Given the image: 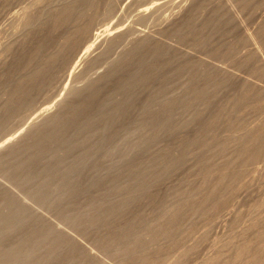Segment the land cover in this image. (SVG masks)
Segmentation results:
<instances>
[{"label":"rangeland","instance_id":"obj_1","mask_svg":"<svg viewBox=\"0 0 264 264\" xmlns=\"http://www.w3.org/2000/svg\"><path fill=\"white\" fill-rule=\"evenodd\" d=\"M263 29L264 0H0V264L223 263L254 240L264 146L237 152L264 137ZM226 164L218 210L186 209L174 243L153 239ZM136 229V256L133 234L104 242Z\"/></svg>","mask_w":264,"mask_h":264},{"label":"bare ground","instance_id":"obj_2","mask_svg":"<svg viewBox=\"0 0 264 264\" xmlns=\"http://www.w3.org/2000/svg\"><path fill=\"white\" fill-rule=\"evenodd\" d=\"M61 9V8H60ZM70 13V11H63L59 16H58V21L59 22H64V21H66V19L68 18V17H70L69 14ZM18 18V17H17ZM38 18V17H37ZM41 19V18H40ZM42 24V23H41ZM264 30V29H263ZM56 42V41H55ZM60 46H62V45H60ZM23 47V46H22ZM53 47V46H52ZM137 49V48H136ZM157 50V49H156ZM159 50V49H158ZM160 51V50H159ZM54 52V51H53ZM143 52V51H142ZM161 52V51H160ZM45 54V53H44ZM133 54V53H132ZM162 54V53H161ZM134 55V54H133ZM135 55H136V53H135ZM146 55V54H145ZM38 57V56H37ZM54 57V56H53ZM132 57V56H131ZM135 57V56H134ZM40 58V57H39ZM146 58H148V57H146ZM165 58V57H164ZM56 59V58H55ZM32 61V60H31ZM51 61V60H50ZM47 62V61H46ZM245 62V61H244ZM218 63V62H217ZM47 64V63H46ZM52 64V63H51ZM148 65V64H147ZM146 65V66H147ZM145 66V65H144ZM169 66V65H168ZM152 67V66H151ZM159 67H161V66H159ZM198 67V66H197ZM195 68V67H194ZM151 69V68H150ZM182 70V69H181ZM196 70V69H195ZM141 71V70H140ZM149 71V70H148ZM44 73H46L45 72V70L43 71ZM48 73V72H47ZM145 74H146V72H145ZM37 76V75H36ZM47 76V75H46ZM193 76V75H192ZM138 77V76H137ZM151 77V76H150ZM155 77V76H154ZM196 77V76H195ZM40 78V77H39ZM141 80V79H140ZM135 82V81H134ZM142 83H143V81H142ZM149 83V82H148ZM136 84H138V82L136 83ZM132 86V85H131ZM138 87V86H137ZM206 87V86H205ZM33 88V87H32ZM96 89V88H95ZM253 89V88H252ZM23 90V89H22ZM25 90V89H24ZM34 90V89H33ZM100 90V89H99ZM251 90V89H250ZM20 91V90H19ZM28 92V91H27ZM97 93V92H96ZM195 93V92H194ZM25 94V93H24ZM23 94V95H24ZM210 94V93H209ZM201 95V94H200ZM209 96V95H208ZM92 98V97H91ZM209 98V97H208ZM247 98V97H246ZM93 99V98H92ZM176 99V98H175ZM190 99V98H189ZM245 99V98H244ZM17 100V99H16ZM174 100V99H173ZM172 100V101H173ZM20 101V100H19ZM95 101V100H94ZM127 101H129V100H127ZM195 102H196V100H195ZM242 102V101H241ZM240 102V103H241ZM127 103V102H126ZM246 103V102H245ZM130 104V103H129ZM237 104V103H236ZM93 105V104H92ZM111 105V104H110ZM144 105V104H143ZM176 105V104H175ZM187 105V104H186ZM257 105H259V104H256V106ZM90 106V105H89ZM101 106H102V104H101ZM116 106V105H115ZM121 106V105H120ZM125 106H126V104H125ZM129 106V105H128ZM160 106V105H159ZM168 106H169V104H168ZM188 106V105H187ZM194 106V105H193ZM119 107V106H118ZM167 107V106H166ZM170 107V106H169ZM105 108H106V106H105ZM108 108V107H107ZM114 108V107H113ZM124 108V107H123ZM149 108V107H148ZM185 108V107H184ZM91 109V108H90ZM101 109V108H100ZM252 109V108H251ZM9 110V109H8ZM132 110V109H131ZM148 110V109H147ZM150 110V109H149ZM166 110V109H165ZM114 111V110H113ZM128 111V110H127ZM86 112V111H85ZM93 112V111H92ZM168 112V111H167ZM87 113V112H86ZM99 113V112H98ZM108 113H109V111H108ZM116 114V113H115ZM151 114V113H150ZM170 113H168V115H169ZM10 115V114H9ZM100 115H101V113H100ZM18 116V115H17ZM126 116V115H125ZM144 116V115H143ZM6 117V116H5ZM89 117V116H88ZM97 117V116H96ZM102 117H103V115H102ZM104 118V117H103ZM105 118H107V116L105 117ZM152 118V117H151ZM141 119V118H140ZM107 120V119H106ZM117 120V119H116ZM127 120V119H126ZM155 120V119H154ZM102 121V120H101ZM3 122V121H2ZM133 122V121H132ZM154 122V121H153ZM158 122V121H157ZM170 122V121H169ZM1 123V122H0ZM92 123V122H91ZM104 123V122H103ZM106 123V122H105ZM152 123V122H151ZM171 123V122H170ZM169 123V124H170ZM132 124V123H131ZM100 125H103V124H100ZM114 125H115V123H114ZM139 125V124H138ZM144 125V124H143ZM95 126H97V125H95ZM133 126V125H132ZM155 126V125H154ZM170 126V125H169ZM48 127V126H47ZM86 127V126H85ZM148 127V126H147ZM172 127V126H171ZM264 127V126H263ZM99 128H100V126H99ZM136 128V127H135ZM50 129V128H49ZM161 129V128H160ZM171 129V128H170ZM262 129V128H261ZM88 130V129H87ZM100 130V129H99ZM147 130V129H146ZM90 131V130H89ZM143 131V130H142ZM145 131V130H144ZM143 131V132H144ZM262 131H263V129H262ZM261 131V132H262ZM45 132H47V131H45ZM105 132V131H104ZM113 132V131H112ZM117 132V131H116ZM115 132V133H116ZM138 132V131H137ZM170 132V131H169ZM94 133V132H93ZM97 133H98V131H97ZM119 133V132H118ZM142 133V132H141ZM39 134V133H38ZM59 134H60V132H59ZM89 134V133H88ZM87 134V135H88ZM117 134V133H116ZM264 134V133H263ZM42 135V134H41ZM46 135V134H45ZM100 135H101V133H100ZM104 135V134H103ZM113 135V134H112ZM141 135V134H140ZM122 136V135H121ZM250 136V135H249ZM43 137V136H42ZM90 138V137H89ZM94 138V137H93ZM115 138V137H114ZM241 138V137H240ZM37 139V138H36ZM43 139V138H42ZM86 139V138H85ZM97 139V138H96ZM102 139V138H101ZM113 139V138H112ZM245 139V138H244ZM247 139V138H246ZM109 140H110V138H109ZM242 140V139H241ZM84 141V140H83ZM98 141V140H97ZM103 141V140H102ZM245 141V140H244ZM111 142V141H110ZM127 142V141H126ZM32 143V142H31ZM86 143V142H85ZM97 143V142H96ZM195 143V142H194ZM224 144H226L225 142H223ZM25 144V143H24ZM28 144H29V142H28ZM37 144V143H36ZM35 144V145H36ZM142 144V143H141ZM140 144V145H141ZM189 144V143H188ZM229 144V143H228ZM193 145V144H192ZM198 145V144H197ZM231 145H233V144H231ZM240 145V144H239ZM28 146V145H27ZM26 146V147H27ZM41 146V145H40ZM227 146V145H226ZM264 146V137L262 136V134H259V133H257V134H254V135H252V136H250V138L249 139H247V141L246 142H243L241 145H240V147L238 148V152H237V155L240 157V158H242V160H244V162H248V161H251V160H253V158H255L257 155H259V153L261 152V150L263 149L262 147ZM19 147H21V146H19ZM19 147H18V151H19ZM32 147V146H31ZM92 147V146H91ZM94 147V146H93ZM104 147V146H103ZM131 147V146H130ZM136 147V146H135ZM221 147H223V146H221ZM225 147V146H224ZM223 147V148H224ZM22 148V147H21ZM30 148V147H29ZM190 148H191V146H190ZM222 148V149H223ZM262 148V149H261ZM24 149V148H23ZM89 149V148H88ZM17 150V149H16ZM219 150H220V148H219ZM226 150V149H225ZM237 150V149H236ZM17 151V152H18ZM21 151H22V149H21ZM37 151V150H36ZM96 151V149L94 150V152ZM110 151V150H109ZM231 151V150H230ZM28 152V151H27ZM32 152V151H31ZM35 152V151H34ZM222 152V151H221ZM227 152H228V150H227ZM15 153H16V151H15ZM43 153V152H42ZM87 153V152H86ZM117 153V152H116ZM46 154V153H45ZM89 154V153H88ZM236 154V153H235ZM21 155H23L22 154V152H21ZM17 156H18V154H17ZM19 156H20V154H19ZM86 156V155H85ZM94 156H95V154H94ZM105 156V155H104ZM183 156V155H182ZM23 157V156H22ZM38 157V156H37ZM184 157V156H183ZM182 157V158H183ZM2 158V157H1ZM14 158V157H13ZM17 158V157H16ZM87 158V157H86ZM94 158V157H93ZM106 158V157H105ZM226 158V156L223 158V159H225ZM259 158V157H258ZM3 159H5V158H3ZM30 159V158H29ZM236 159V158H235ZM13 160H15V159H13ZM122 160V159H121ZM10 161V160H9ZM8 161V162H9ZM11 161H12V159H11ZM21 161V160H20ZM20 161H19V163H20ZM38 161V160H37ZM130 161V160H129ZM169 161V163H173L175 160H173V159H171L170 158V160H168ZM226 161V160H225ZM1 163H3V162H1ZM99 163V162H98ZM229 163H231L230 161H229ZM236 163V162H235ZM18 164V163H17ZM241 164V163H240ZM14 165V164H13ZM12 164H11V166L14 168L15 166H16V164L13 166ZM32 165V164H31ZM230 165L231 164H226V167L224 168V169H221V170H224V171H221L220 173H219V175L217 176V178H216V181H215V183L213 184V186L210 188V190L207 192L206 190V192L207 193H203L204 195L200 198V200H199V202L197 203V204H195V203H193L191 200H187V201H185V203H184V205L182 206V207H180V208H178V209H175L173 212H171L170 214H169V216H167L168 218L166 219V221L164 222V223H162L161 225H159V227H155V226H157V224L155 225V224H152L156 229H150V230H152V232H151V234H152V238L153 239H155V238H157V237H159V236H165V237H168L169 239H170V242L171 243H174V241H175V237H174V235H175V232H176V230L178 229V228H180V226H179V224L181 223L180 221H181V218L184 216V215H186V209H189V210H198V208H200V207H202V204L203 203H205L207 200H213L212 201V204H211V206H212V208H214V209H217L218 210V207H220V205L221 204H223V202L225 201V199L227 198L224 194L223 195H216L217 194V188L219 187L218 185H220L223 181H224V179L225 178H227L226 176H227V173H228V171L230 170ZM235 165V164H234ZM236 165H237V163H236ZM21 166V165H20ZM24 166V165H23ZM213 166V165H212ZM233 166V165H232ZM8 167H10V166H8ZM18 167V166H17ZM26 167V166H25ZM28 167H29V165H28ZM35 167V166H34ZM76 167V166H75ZM214 167V166H213ZM237 167V166H236ZM222 168V167H221ZM234 168V167H233ZM15 169H17V168H15ZM24 169V168H23ZM145 169V168H144ZM207 169V168H206ZM13 170V169H12ZM19 170H20V168H19ZM33 170H34V168H33ZM160 170V169H159ZM235 170V169H234ZM8 171V170H7ZM6 171V172H7ZM231 171V170H230ZM229 171V172H230ZM2 172V171H1ZM18 172V171H17ZM21 172V171H20ZM29 172V171H28ZM32 172V171H31ZM163 171L161 170V172L160 173H158L157 174V176H160V174L162 173ZM216 172V171H215ZM12 173V172H11ZM27 174V173H26ZM154 174V173H153ZM213 174H214V172H213ZM231 174V173H230ZM234 175L235 174H238L237 172H234L233 173ZM7 175V174H6ZM11 175H13V174H11ZM14 175H16L15 173H14ZM207 175V173L205 174V176ZM216 175V174H215ZM3 176V175H2ZM20 176H22V175H20ZM34 176H36V175H34ZM45 176V175H44ZM214 176V175H213ZM231 176V175H230ZM15 178V177H14ZM26 178H27V176H26ZM30 178V177H29ZM160 178H162V177H160ZM8 179V178H7ZM24 179V178H23ZM22 179V180H23ZM106 179V178H105ZM147 179V178H146ZM145 179V180H146ZM150 179V178H149ZM11 180L13 181V179L11 178ZM32 180V179H31ZM27 181V180H26ZM211 181V180H210ZM228 181H229V179H228ZM231 181V180H230ZM246 181V180H245ZM10 182V181H9ZM114 182V181H113ZM146 182V181H145ZM212 182V181H211ZM235 182V181H234ZM142 183V182H141ZM227 183V182H226ZM14 184V183H13ZM73 184V183H72ZM96 184V183H95ZM32 185H33V182H32ZM137 185V184H136ZM205 185H207V184H205ZM14 186V185H13ZM202 186H203V184H202ZM229 186H230V183H229ZM75 187V186H74ZM134 187V186H133ZM140 187V186H139ZM139 187H137V188H139ZM242 187V186H241ZM128 188V187H127ZM220 188V187H219ZM223 188V187H222ZM235 190V189H234ZM37 191V190H36ZM197 191V190H196ZM228 191V190H227ZM232 191V190H231ZM8 192V191H7ZM32 192V191H31ZM201 191H199V193H200ZM223 192V191H222ZM234 192V191H233ZM11 193H12V190H11ZM188 193V192H187ZM6 195H7V193H5ZM230 194V193H229ZM235 194V193H234ZM109 195V194H108ZM200 195V194H199ZM8 196V195H7ZM12 196V195H11ZM26 196V195H25ZM198 196V195H197ZM228 196V195H227ZM231 196V195H230ZM180 197H181V195H180ZM191 197V196H190ZM196 197V196H195ZM199 197V196H198ZM6 198V197H5ZM5 198H4V200H5ZM7 198H9V197H7ZM11 198V197H10ZM26 198V197H25ZM195 199V198H194ZM197 199V198H196ZM229 199H230V197H229ZM232 199V198H231ZM198 200V199H197ZM231 201V200H230ZM7 202V201H6ZM28 202V201H27ZM227 202V201H226ZM229 203V202H228ZM160 205V204H159ZM20 206V205H19ZM102 206H103V204H102ZM163 207V206H162ZM186 207V208H185ZM15 208H16V206H15ZM23 208V207H22ZM94 208V207H93ZM206 208H207V206H206ZM222 208V207H221ZM92 209V208H91ZM25 210V209H24ZM89 210V209H88ZM164 210V209H163ZM14 211V210H13ZM102 210H100V212H101ZM114 211H116V210H114ZM17 212V211H16ZM97 212V211H96ZM234 212V211H233ZM104 213V211H102V213L101 214H103ZM196 213H197V211H196ZM209 213V212H208ZM17 214H18V212H17ZM85 214V213H84ZM191 214V213H190ZM205 214V213H204ZM165 215V214H164ZM168 215V214H167ZM208 215V214H207ZM7 216H9L10 217V215H7ZM104 216H105V214H104ZM192 216V215H191ZM2 217H3V215H2ZM2 217H0V218H2ZM4 217H5V215H4ZM3 217V218H4ZM13 217V216H12ZM16 217V216H15ZM185 217V216H184ZM188 217V216H187ZM3 218H2V220H3ZM98 218V217H97ZM100 218V217H99ZM10 219V218H9ZM73 219V218H72ZM106 219V218H105ZM110 219V218H109ZM163 219V218H162ZM183 219V218H182ZM186 219V218H185ZM2 220L0 219V222H1V224H3L4 223V221H3V223H2ZM13 220V219H12ZM87 220V219H86ZM92 220V219H91ZM98 220V219H97ZM74 221V220H73ZM76 221H78V220H76ZM81 221H82V219H81ZM164 221V220H163ZM162 221V222H163ZM15 222V221H14ZM87 222V221H86ZM90 222V221H89ZM155 223V222H154ZM209 223V222H208ZM14 224V223H13ZM86 224V223H85ZM89 224V223H88ZM149 224V223H148ZM255 224V223H254ZM79 225V224H78ZM140 225V224H139ZM252 225V224H251ZM264 225V224H263ZM149 226V225H148ZM1 227V226H0ZM78 227V226H77ZM86 228V227H85ZM145 228V227H144ZM88 230V229H87ZM63 231V230H62ZM140 232L141 231H139L138 229H136L135 231H132L131 233H130V231H128V230H123V231H117V232H115L114 234H112V235H110V236H107L106 238H105V240H104V242L106 243V241H109V240H117V239H120V238H122V237H125V235L126 234H128V235H131V234H133L132 235V242L131 243H129V244H126L125 246H124V248H123V251L124 252H126L127 254H129V256H134L135 254H134V251H135V248L137 247H140L141 246V242H142V238H141V234H140ZM252 232V231H251ZM72 233V232H71ZM244 234V233H243ZM257 235L255 236V239L254 240H245V241H243V243H242V245L240 246V250L234 255V257L233 258H231V260H229V261H227V262H224L223 261V263H222V256L224 255V254H222V256H220L221 254L220 253H218L217 255L216 254H214V256L213 255H211L210 257H214L211 261H210V259L208 260L207 259V263H206V260L205 261H203L204 263L203 264H217V260L219 259V257H220V259H221V263L220 264H231V262H233L232 264H236L235 262H237L238 264H258V262H261V260L263 261V258H264V228H262V230H258V232L256 233ZM89 236V235H88ZM252 236V235H251ZM177 237V236H176ZM66 238V237H65ZM81 238V237H80ZM148 238V237H147ZM240 238V237H239ZM167 239V238H166ZM60 240L62 241V239L60 238ZM255 240H256V242L258 241V243H255ZM66 241V240H65ZM120 241V240H119ZM150 241V240H149ZM156 241V240H155ZM77 242V241H76ZM245 242V243H244ZM98 244H99V242H98ZM120 245V244H119ZM143 245V244H142ZM253 245H255L254 246V248H253ZM229 246V245H228ZM99 247V246H98ZM59 249V248H58ZM121 249V248H120ZM238 249H239V247H238ZM190 250V249H189ZM80 251V250H79ZM88 251V250H87ZM137 251V250H136ZM138 251H139V248H138ZM218 251H220L221 252V250H218ZM225 251H226V249H225ZM1 252V251H0ZM81 252V251H80ZM142 252V251H141ZM227 252V251H226ZM14 253V252H13ZM82 253V252H81ZM121 253V252H120ZM58 254V253H57ZM19 255V254H18ZM62 255V254H61ZM72 255V254H71ZM163 255V254H162ZM219 256L218 257V259H217V257L216 256ZM249 255V256H248ZM12 256V255H11ZM17 256V255H16ZM55 256H57L56 254H55ZM59 256V255H58ZM76 256V255H75ZM91 256V255H90ZM136 256V255H135ZM158 255H154V256H148V255H146V253H145V251H143L141 254H138V264H154V263H156V261H157V259H158V257H157ZM246 256H248L249 257V259L247 260V261H245V262H243L242 261V259L244 258V257H246ZM65 257V256H64ZM79 257V256H78ZM82 257V256H81ZM8 257H6V259H7ZM123 258V257H122ZM13 259V258H12ZM79 259V258H78ZM220 259H219V261H220ZM246 259V258H245ZM39 260V259H38ZM62 260V259H61ZM60 260V261H61ZM72 260V259H71ZM224 260V259H223ZM227 260V259H226ZM244 260V259H243ZM2 261V260H1ZM0 261V262H1ZM4 261H5V258H4ZM63 261H65L64 259H63ZM94 261V260H93ZM202 261L200 262L201 264H202ZM210 261V262H209ZM56 262V261H55ZM78 262V261H77ZM82 262V261H81ZM111 262V261H110ZM76 263V262H75ZM113 263V262H112ZM263 263V262H262ZM11 264V263H10ZM59 264V263H58ZM111 264V263H110ZM219 264V263H218Z\"/></svg>","mask_w":264,"mask_h":264}]
</instances>
